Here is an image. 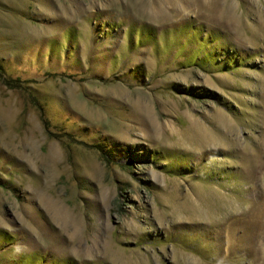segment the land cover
Masks as SVG:
<instances>
[{
    "label": "rangeland",
    "instance_id": "1",
    "mask_svg": "<svg viewBox=\"0 0 264 264\" xmlns=\"http://www.w3.org/2000/svg\"><path fill=\"white\" fill-rule=\"evenodd\" d=\"M0 264H264V0H0Z\"/></svg>",
    "mask_w": 264,
    "mask_h": 264
},
{
    "label": "bare ground",
    "instance_id": "2",
    "mask_svg": "<svg viewBox=\"0 0 264 264\" xmlns=\"http://www.w3.org/2000/svg\"><path fill=\"white\" fill-rule=\"evenodd\" d=\"M56 213V212H55ZM57 215V213L55 214V216ZM62 221V220H61ZM63 221H66V215H64Z\"/></svg>",
    "mask_w": 264,
    "mask_h": 264
}]
</instances>
